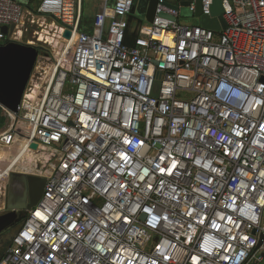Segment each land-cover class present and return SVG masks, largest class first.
Segmentation results:
<instances>
[{
	"label": "built area",
	"instance_id": "built-area-1",
	"mask_svg": "<svg viewBox=\"0 0 264 264\" xmlns=\"http://www.w3.org/2000/svg\"><path fill=\"white\" fill-rule=\"evenodd\" d=\"M26 1L0 0V46L19 41L26 13L70 43L54 59L43 47L17 113L1 106L0 145L54 157L0 264L263 263L264 0H221V32L159 0L134 47L136 0H101L91 32L84 0H40L37 13ZM41 58L56 60L47 77ZM34 77L48 83L28 96Z\"/></svg>",
	"mask_w": 264,
	"mask_h": 264
},
{
	"label": "water",
	"instance_id": "water-1",
	"mask_svg": "<svg viewBox=\"0 0 264 264\" xmlns=\"http://www.w3.org/2000/svg\"><path fill=\"white\" fill-rule=\"evenodd\" d=\"M158 1H135L126 31L125 41L129 47L135 46L143 22L154 20ZM170 1L173 2V4H170L171 6L178 8L177 3L180 7H188L192 0ZM196 3L195 16L199 19L202 27L217 32L227 28L228 23L223 15L224 10L221 0H212L211 15H202L201 1L196 0ZM14 29L15 25H12L10 28L5 26L2 30L6 34H11ZM70 34V31H66L65 36L69 37ZM43 49L41 46L16 40L0 46V106L14 113L19 111ZM154 94H157V92L155 91ZM32 146L36 148L37 144ZM7 179L6 209L8 211L0 213V235L11 228H17L21 224L27 212L40 201L47 182L46 175L31 172L11 171ZM15 186L22 189V196L16 195ZM263 240L264 237L261 236L259 246L262 245ZM261 264H264V262Z\"/></svg>",
	"mask_w": 264,
	"mask_h": 264
},
{
	"label": "rangeland",
	"instance_id": "rangeland-1",
	"mask_svg": "<svg viewBox=\"0 0 264 264\" xmlns=\"http://www.w3.org/2000/svg\"><path fill=\"white\" fill-rule=\"evenodd\" d=\"M101 4V0H84V9L85 12L90 17H94V14L97 12L99 6ZM181 22L183 23H194V24H200L199 19L192 15L189 8L186 6L181 7ZM23 24L21 26V33L19 37V42L23 43H31L35 45H40L46 49V52L43 53L45 56L53 57L58 56L59 54H63V51L67 46L69 45V41L64 37V30L61 29L60 23L55 21L53 18L50 17H41V16H32L29 13H26L25 17L22 20ZM196 22V23H195ZM54 59V57H53ZM52 60V59H51ZM47 58H41L40 63L38 64V72H44L46 77L50 75L53 72V69L55 68V61H51ZM35 74L37 75L36 71ZM42 78V76H40ZM36 77L33 78L32 87L30 90V93L28 96L36 95L37 93H40L41 89H44V85H47L48 81L45 82L46 84H38L36 81ZM47 87L45 86V89ZM1 107V106H0ZM39 150H45L48 151L46 147L37 146ZM44 152V153H45ZM47 154L49 155V163L47 165V168L45 170H40V173H35L25 170L24 168H14L13 170L6 169L7 163H4L2 165L1 163V170L3 176L2 180H5L4 176H7L9 172L11 171H17V172H31L33 174H40V175H47L49 169L52 166V159L51 157H54L52 151H48ZM46 154V155H47ZM40 164V163H39ZM43 167L45 168V164H43ZM43 171V172H42ZM7 192V189H6ZM6 208V207H5ZM4 210V209H3ZM2 211V210H0ZM16 227L11 228L5 232H3L2 235H0V256H2L5 251L8 249L10 245V238L12 237L13 233L15 232Z\"/></svg>",
	"mask_w": 264,
	"mask_h": 264
},
{
	"label": "bare ground",
	"instance_id": "bare-ground-1",
	"mask_svg": "<svg viewBox=\"0 0 264 264\" xmlns=\"http://www.w3.org/2000/svg\"><path fill=\"white\" fill-rule=\"evenodd\" d=\"M54 63L56 64V61ZM47 150L50 151V149ZM48 151L45 152L43 148L42 150H39L33 146L27 147L26 145H20L14 148H6L3 145H0V165L1 163L2 165L7 163L6 167H21L27 170L35 171V173H40V170H45L49 163V155L47 154ZM43 164H45V168L43 167Z\"/></svg>",
	"mask_w": 264,
	"mask_h": 264
},
{
	"label": "trees",
	"instance_id": "trees-1",
	"mask_svg": "<svg viewBox=\"0 0 264 264\" xmlns=\"http://www.w3.org/2000/svg\"><path fill=\"white\" fill-rule=\"evenodd\" d=\"M40 0H28L25 2V6L30 9L32 12L37 13ZM83 29L87 31H92L93 17L88 16L84 9L83 15ZM6 125V117L3 115V110L0 107V129Z\"/></svg>",
	"mask_w": 264,
	"mask_h": 264
},
{
	"label": "crops",
	"instance_id": "crops-1",
	"mask_svg": "<svg viewBox=\"0 0 264 264\" xmlns=\"http://www.w3.org/2000/svg\"><path fill=\"white\" fill-rule=\"evenodd\" d=\"M14 168L15 167H12V166H7L6 167L7 171L8 170H13ZM25 170H27V169H25ZM28 171H32V170H28ZM32 172H34V171H32ZM3 174L4 173H2V170L0 169V210L5 209V207H6V189H7V185H8V180L6 179V176H4L5 178H3L5 180H2Z\"/></svg>",
	"mask_w": 264,
	"mask_h": 264
},
{
	"label": "flooded vegetation",
	"instance_id": "flooded-vegetation-1",
	"mask_svg": "<svg viewBox=\"0 0 264 264\" xmlns=\"http://www.w3.org/2000/svg\"><path fill=\"white\" fill-rule=\"evenodd\" d=\"M23 146H25V145H23ZM15 168H21V167H15ZM15 193H16V195H20V196H22V189L20 188V187H18V186H15ZM8 211V209H4L3 210V212H7Z\"/></svg>",
	"mask_w": 264,
	"mask_h": 264
}]
</instances>
